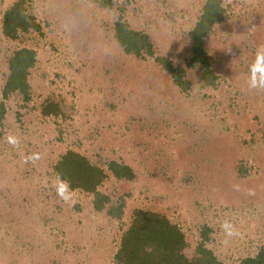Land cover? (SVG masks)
I'll return each instance as SVG.
<instances>
[{
	"label": "rangeland",
	"instance_id": "1",
	"mask_svg": "<svg viewBox=\"0 0 264 264\" xmlns=\"http://www.w3.org/2000/svg\"><path fill=\"white\" fill-rule=\"evenodd\" d=\"M22 1L34 23L13 38L4 13ZM206 0H0V264H117L135 210L165 216L194 259L200 243L223 264L264 247V88L248 90L264 49V0H220L202 43L191 30ZM147 35L152 55L128 53L116 24ZM34 51L24 90H6L15 51ZM184 71L182 90L158 60ZM54 109L44 114L42 111ZM13 141H15L13 143ZM73 150L106 173L107 197L56 192L54 165ZM127 165L131 179L108 168ZM121 208V217L111 215ZM228 221L236 235L226 237Z\"/></svg>",
	"mask_w": 264,
	"mask_h": 264
},
{
	"label": "trees",
	"instance_id": "2",
	"mask_svg": "<svg viewBox=\"0 0 264 264\" xmlns=\"http://www.w3.org/2000/svg\"><path fill=\"white\" fill-rule=\"evenodd\" d=\"M22 1L15 2L3 15L2 32L7 37H15L19 31H26L34 25L31 19L24 13ZM223 9L220 0H206L203 12L195 23L190 33L191 63L198 65L202 71L201 78L205 85L212 83V72L208 65L207 53L203 49V37L210 25L220 20ZM116 35L126 52L140 55H152L153 51L148 42L147 35L138 31H132L126 25L116 24ZM160 64L173 78V81L182 90L188 89V84L183 80L184 71L181 67H174L170 62L158 58ZM34 62V51L22 48L14 52L9 67L10 74L5 83V89L24 90L25 70ZM25 91V90H24ZM44 114L54 112L42 111ZM108 168L117 179H131L132 170L123 164L111 161ZM54 172L66 180L70 189L92 193L95 196L96 209L106 207L107 197L100 194L97 187L103 182L106 173L101 167L91 164L86 157L67 150L54 165ZM121 208L113 211L108 208L111 215L121 217ZM185 246L184 236L179 228L172 224L165 216L142 210H135L132 215L130 227L121 238L120 247L114 260L117 264H223L218 261L212 251L200 243L194 259H188L182 250ZM243 264H264V247L256 257L245 258Z\"/></svg>",
	"mask_w": 264,
	"mask_h": 264
},
{
	"label": "clouds",
	"instance_id": "3",
	"mask_svg": "<svg viewBox=\"0 0 264 264\" xmlns=\"http://www.w3.org/2000/svg\"><path fill=\"white\" fill-rule=\"evenodd\" d=\"M248 79H247V88L248 90L261 89L264 88V49H261L257 52L254 60L249 65L248 69ZM15 141H13L14 143ZM57 195L65 200H70V186L68 182L61 178L59 174L56 177V184L54 185ZM222 228L225 231L226 237H232L236 235L235 231L232 228V225L225 221L222 225Z\"/></svg>",
	"mask_w": 264,
	"mask_h": 264
}]
</instances>
